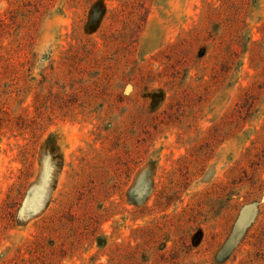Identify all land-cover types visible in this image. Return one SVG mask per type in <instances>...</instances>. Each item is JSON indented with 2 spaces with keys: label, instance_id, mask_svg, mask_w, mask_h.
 <instances>
[{
  "label": "rangeland",
  "instance_id": "374dc122",
  "mask_svg": "<svg viewBox=\"0 0 264 264\" xmlns=\"http://www.w3.org/2000/svg\"><path fill=\"white\" fill-rule=\"evenodd\" d=\"M0 264H264V0H0Z\"/></svg>",
  "mask_w": 264,
  "mask_h": 264
}]
</instances>
